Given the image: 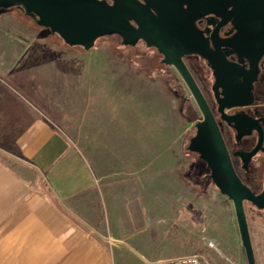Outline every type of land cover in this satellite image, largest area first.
Segmentation results:
<instances>
[{
  "label": "rangeland",
  "instance_id": "1",
  "mask_svg": "<svg viewBox=\"0 0 264 264\" xmlns=\"http://www.w3.org/2000/svg\"><path fill=\"white\" fill-rule=\"evenodd\" d=\"M53 34L19 9L0 11V151L17 152L23 121L39 116L100 160L104 214L109 196L119 197L128 230L153 221L169 257L247 264L234 205L189 150L202 113L177 70L160 62L157 49L124 46L118 34L97 39L89 51ZM157 208L159 214L147 213ZM257 216L248 210L256 264H264Z\"/></svg>",
  "mask_w": 264,
  "mask_h": 264
},
{
  "label": "crops",
  "instance_id": "2",
  "mask_svg": "<svg viewBox=\"0 0 264 264\" xmlns=\"http://www.w3.org/2000/svg\"><path fill=\"white\" fill-rule=\"evenodd\" d=\"M23 123L14 142L19 155L0 151V264H158L169 258L156 223L128 230L121 198L110 195L104 214L98 158L39 116Z\"/></svg>",
  "mask_w": 264,
  "mask_h": 264
},
{
  "label": "water",
  "instance_id": "3",
  "mask_svg": "<svg viewBox=\"0 0 264 264\" xmlns=\"http://www.w3.org/2000/svg\"><path fill=\"white\" fill-rule=\"evenodd\" d=\"M14 6L71 47L89 51L97 39L118 34L124 46L135 47L143 41L147 47L156 48L163 57L162 64L177 70L203 116L195 125L189 150L207 164L221 194L233 201L247 264H256L244 203L249 201L264 209V192L256 196L238 177L214 114L185 58L199 55L208 59L219 80L204 33H218L228 23L237 30V38L262 47L264 53V0H0V9ZM208 16V25L214 29H198L197 20ZM218 104L219 113L226 119L225 109L234 103L225 99ZM260 143L251 152L235 155L250 159L258 153Z\"/></svg>",
  "mask_w": 264,
  "mask_h": 264
},
{
  "label": "flooded vegetation",
  "instance_id": "4",
  "mask_svg": "<svg viewBox=\"0 0 264 264\" xmlns=\"http://www.w3.org/2000/svg\"><path fill=\"white\" fill-rule=\"evenodd\" d=\"M208 18L209 16L197 20L198 29H214L208 25ZM237 33L231 23L222 27L218 33H204L209 59L218 66L219 80L208 59L190 55L189 62H194L198 71L195 79L214 114L238 177L259 196L264 192V53H261L262 47L250 46L246 39L237 38ZM139 43L144 42L139 41L137 45ZM162 58L161 56V63ZM225 99L234 103L232 107L225 109L226 119L218 111V101ZM201 120L203 116L195 121L194 136L195 125ZM259 143L261 147L252 158L243 160L235 155L238 152H251ZM203 165L209 172L207 179L212 180L211 171L204 161ZM229 201L233 203L232 200ZM244 205L246 214L248 210L256 212L264 226V209L257 208L249 201Z\"/></svg>",
  "mask_w": 264,
  "mask_h": 264
},
{
  "label": "built area",
  "instance_id": "5",
  "mask_svg": "<svg viewBox=\"0 0 264 264\" xmlns=\"http://www.w3.org/2000/svg\"><path fill=\"white\" fill-rule=\"evenodd\" d=\"M158 264H209L205 257L199 254H190L165 258Z\"/></svg>",
  "mask_w": 264,
  "mask_h": 264
},
{
  "label": "trees",
  "instance_id": "6",
  "mask_svg": "<svg viewBox=\"0 0 264 264\" xmlns=\"http://www.w3.org/2000/svg\"><path fill=\"white\" fill-rule=\"evenodd\" d=\"M13 9H19V7L18 6H14V8L12 7V8H8L7 9V11H10V10H13ZM20 10V9H19ZM0 11H6V9H0ZM25 14V13H24ZM40 29H42V30H44V31H47V32H49V34L50 35H52L53 33L51 32V30H49V29H45V28H40ZM53 35H56V34H53ZM56 37H58L57 35H56ZM59 38V37H58ZM13 147H14V149L16 150V143H13ZM2 150L4 151V152H6V153H8L9 155H12V156H18L19 154H17L16 152H14L13 150H10V149H7L6 147H2ZM17 154V155H16ZM196 164H201V165H203V161L202 160H198L197 162H196ZM203 167V166H202ZM200 169H202V170H204V168H200ZM211 264V263H210Z\"/></svg>",
  "mask_w": 264,
  "mask_h": 264
}]
</instances>
